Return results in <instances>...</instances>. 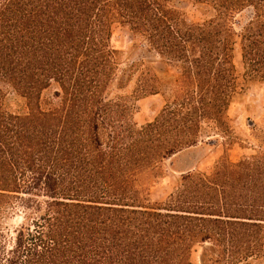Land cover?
<instances>
[{"label": "trees", "instance_id": "1", "mask_svg": "<svg viewBox=\"0 0 264 264\" xmlns=\"http://www.w3.org/2000/svg\"><path fill=\"white\" fill-rule=\"evenodd\" d=\"M184 3L214 14L191 18ZM120 26L178 76L129 60L113 44ZM242 80L264 82V0H0V264L263 260L264 150H226L151 198L152 179L206 126L229 137ZM52 87L58 103L44 107ZM157 94L155 119L136 124L133 99Z\"/></svg>", "mask_w": 264, "mask_h": 264}, {"label": "rangeland", "instance_id": "2", "mask_svg": "<svg viewBox=\"0 0 264 264\" xmlns=\"http://www.w3.org/2000/svg\"><path fill=\"white\" fill-rule=\"evenodd\" d=\"M183 8L186 9L191 18L197 20L207 19L214 14L211 11L208 16H205L193 4L184 3ZM245 17V15L241 17L243 22ZM132 42L133 35L128 28L120 26L116 29L113 44L117 48L125 50V56L129 60L146 56L151 60L147 64L150 63L151 68L160 76L166 79L178 76L177 70L167 65L160 56L148 54L139 46L132 47ZM235 61L239 72L243 73L244 68L239 49ZM242 86L240 91L242 93L237 96L230 108L231 129L227 133L229 137L211 126H206L197 145L184 149L166 161L161 174L152 179L151 198L153 202H163L167 199L183 171L195 168L209 171L226 150L232 160H239L244 155H254L260 149L264 150V82L248 80L247 82L243 81ZM54 91L55 88L52 87L43 93L44 107L55 106L58 103L54 97ZM164 104L165 98L162 94L151 95L138 100L133 99V121L138 125L153 121ZM13 105L18 109L24 107V103L20 101L14 102ZM227 138H232L233 144L228 145L229 140ZM22 221L23 209L17 206L9 212L4 220L6 234H13ZM194 260L198 264L201 263V252L194 255ZM243 264H264V259H253L249 263Z\"/></svg>", "mask_w": 264, "mask_h": 264}, {"label": "crops", "instance_id": "3", "mask_svg": "<svg viewBox=\"0 0 264 264\" xmlns=\"http://www.w3.org/2000/svg\"><path fill=\"white\" fill-rule=\"evenodd\" d=\"M189 170H191V169H189ZM188 171V170H187Z\"/></svg>", "mask_w": 264, "mask_h": 264}, {"label": "water", "instance_id": "4", "mask_svg": "<svg viewBox=\"0 0 264 264\" xmlns=\"http://www.w3.org/2000/svg\"><path fill=\"white\" fill-rule=\"evenodd\" d=\"M183 173H184V171H183Z\"/></svg>", "mask_w": 264, "mask_h": 264}]
</instances>
